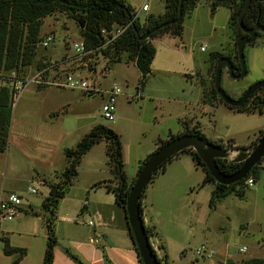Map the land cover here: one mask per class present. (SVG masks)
<instances>
[{"label":"rangeland","instance_id":"1","mask_svg":"<svg viewBox=\"0 0 264 264\" xmlns=\"http://www.w3.org/2000/svg\"><path fill=\"white\" fill-rule=\"evenodd\" d=\"M124 1L138 13L142 0ZM145 3L150 13L164 12L165 0ZM144 15L139 14L140 18ZM229 17L227 7H219L211 14L209 3L198 0L195 9L183 17L180 37L165 34L153 39L155 57L142 89L138 86L140 74L134 64L125 63V55L111 68L100 51L77 56L73 46L82 41L77 23L65 14L43 20L40 38L52 36L49 47L37 44L31 65L16 72H1L5 77L2 84L11 88L12 82L25 84L35 72L44 70L40 83H28L14 94L7 148L0 154L3 195H18L25 211L41 214L23 213L4 221L3 226L21 231L14 235L15 241L29 243L32 252L38 243L43 246L46 230L41 203L49 191L48 184L58 183L67 167L64 151L75 149L95 126L102 125L119 136L123 172L129 178L136 173L138 157L153 149L158 140L181 133L184 121L190 126L198 124L208 142L222 141L225 146L232 140L231 147H247L256 139L264 129V112L237 113L224 104L211 106L202 102L203 91L208 92L212 86V53H222L235 61ZM243 53L247 68L243 79H231L226 69L221 73V87L234 100L248 87L264 81V39L246 46ZM39 62L44 66L38 67ZM68 74L90 82L92 92L54 85L62 83ZM114 85L120 88L121 95L116 99L114 120L107 121L101 108ZM255 97L262 98V92ZM106 147L101 141L82 157L78 175L57 209V214L60 211L61 216L74 219L88 233H94L95 228L88 226L89 221L94 223L90 214L81 215L84 203L105 202L106 193L114 196L107 189L117 185ZM165 168L171 174L177 171L184 180L168 178L155 186L157 176L145 188L141 201L147 196L143 205L149 209L147 217L156 225L169 264H242L254 258L264 259V158L259 180L246 188L244 198L229 194L215 208L209 207L214 186L200 187L204 173L188 155H180ZM29 188L37 194L28 192ZM158 236L156 240L151 237V242L159 240ZM202 245L214 250L215 257H199L196 250ZM241 248L246 252L241 253Z\"/></svg>","mask_w":264,"mask_h":264},{"label":"trees","instance_id":"2","mask_svg":"<svg viewBox=\"0 0 264 264\" xmlns=\"http://www.w3.org/2000/svg\"><path fill=\"white\" fill-rule=\"evenodd\" d=\"M179 1L180 0H165L164 13L160 16H148L142 23L139 22V20L132 21L134 10L127 5L124 0H0V154L4 153L7 148L12 105L14 104L13 92L2 84L5 77L1 72H16L21 67L29 66L33 63L36 56L37 44L42 39L40 38L41 25L46 17L55 14H65L69 19H73L80 29V36L86 50L95 51L101 48L99 51L108 60V68L122 62V56L125 55V63L134 64L138 70L140 74L138 86L142 89L147 77L151 73V64L155 57V49L152 45L153 39L165 34L180 37L183 32V17L186 13L192 12L198 2V0H183L181 9L182 17L179 22L175 23L179 15ZM206 1L209 3L211 14H214L219 7H227L230 10L228 28L234 38L233 45L235 47L234 62L229 57L219 52H214L210 56V60L213 61L214 64L212 86L208 92L205 90L203 91L202 102L211 106H217L223 104L214 88L215 70L219 59L222 57L228 58L233 63L234 72L236 74L240 72L236 45L238 40L245 36V34L237 24V17L245 0H227L225 3L213 0ZM256 24L264 27V0H251L250 7L243 18V25L245 28L250 29ZM114 26H127V28L113 44L102 48L103 39L101 31L103 29L109 30ZM42 66H44L43 62H39L38 67ZM259 92H262V98L255 97ZM232 110L237 113L254 114L258 112L262 114L264 112V89L254 93L244 106L232 108ZM181 125L183 131L176 135L169 134L166 140H158L156 143L157 149L174 138L187 134L199 136L207 141L198 124L190 126L188 122L184 121L181 122ZM263 138L264 129L258 132L256 139L249 146H237L234 147V149L240 152H249ZM101 141L107 144L106 154L109 159L110 171L117 181L116 187L112 189L108 188L107 190L114 193L115 204L123 210L126 217V199L136 178L133 179L130 184L127 183L126 176L123 172L119 136L113 130L98 125L78 142L75 149H66L64 151V155L67 159V167L61 173L58 183L48 184V195L43 199L41 204V209L45 214L44 222L46 230V246L42 264H53L54 248L57 245L54 222L56 221L58 205L64 198L66 190L71 185V182L77 177V168L82 157ZM213 143L224 147L222 141ZM226 143L228 147L234 145L232 140ZM183 154L188 155L193 165L203 171L204 178L200 187H204L208 184L214 186L209 200L210 208H215V205L229 194H234L240 199L244 198L246 181L252 179L255 183L259 180L260 163L240 182L230 186L217 184L205 168L199 156L192 149H187L164 163L151 178V181L165 172L166 164ZM148 158L149 156L139 163L137 174ZM216 163L220 171L226 175L235 173L242 165L220 159H217ZM144 192L145 190L141 195V199L144 197ZM140 212L143 217L141 200ZM25 213L37 216V213L33 211H25ZM144 227L149 239L157 235L154 228L145 225ZM130 237L133 240L131 233ZM0 242L3 244V254L5 256L14 257L12 264H19L26 255V250L12 247L8 238H2ZM158 247L162 252V256H157L156 252L153 250L158 263L169 264L168 255L164 247L161 244ZM73 259L78 264H83L76 258ZM139 262L142 264L140 259ZM225 264L234 263L227 261ZM242 264H264V259L254 258Z\"/></svg>","mask_w":264,"mask_h":264},{"label":"crops","instance_id":"3","mask_svg":"<svg viewBox=\"0 0 264 264\" xmlns=\"http://www.w3.org/2000/svg\"><path fill=\"white\" fill-rule=\"evenodd\" d=\"M143 5H147L145 0H142L141 7ZM141 7L138 9V14L144 13L145 15L142 18L138 15L140 22H144L148 16H160L164 13L163 11L162 13L158 11L156 14L150 13V6H148L147 11L142 12L140 11ZM156 148L157 146L154 145L153 149L146 151L143 155L140 154L142 156L138 157L136 161V173H134V175L130 178L126 177L128 184H130L136 177L139 163L155 152ZM169 171V168L165 169V172L155 179V186L158 185L160 181L161 183L165 182L168 178L184 180V176L178 174L177 171H174L172 174ZM113 187L114 186H111V188ZM4 193V191L0 190V197L4 196ZM146 201L147 196H145V198L141 201L143 223L147 227L154 228L156 232L155 223H153L152 218L147 217L149 209L147 210L146 206H144ZM150 205L152 206L153 204ZM27 206L32 209L30 204ZM35 212L37 213V216L41 215L36 210ZM23 213H25L24 208H22L19 215H22ZM81 213V215L90 214V218L93 219L94 224L89 227L95 228L94 233L82 231L80 226L75 224L76 222L74 219L64 215L61 216L60 211L58 214L56 211L57 223L55 224V234L57 238V245L54 248L53 264H78L73 258H76L83 264H140L139 256L135 250V245L130 237V231L128 229L125 214L123 210L115 204L114 196L106 193L105 202L100 204L87 203L85 207L83 205ZM3 223L4 221L0 222V239L8 238L12 247L26 250V255L19 262V264H42L46 246V232L43 237V246L41 247L38 243L37 249L32 252L30 251L31 245L29 243L17 240L15 241L13 239L14 235L21 234V231L18 228L9 229L8 227L3 226ZM156 234V236L152 237L154 240H156L155 238H157L159 233ZM30 237L35 239L36 236L31 235ZM158 239L159 240L154 241L155 243H153L150 238L149 242L151 246L153 248H157V246L161 244L165 249V246L161 242L159 236ZM156 252L157 256H160V249H157ZM13 260L14 257L5 256L3 254V244L0 242V264H12Z\"/></svg>","mask_w":264,"mask_h":264},{"label":"water","instance_id":"4","mask_svg":"<svg viewBox=\"0 0 264 264\" xmlns=\"http://www.w3.org/2000/svg\"><path fill=\"white\" fill-rule=\"evenodd\" d=\"M225 3L227 0H213ZM251 0H245V3L238 14L237 24L245 36L241 37L236 45L237 59L240 66V72L235 74L233 63L226 57H222L217 62L214 88L221 99L222 103L229 108H239L245 105L248 99L257 91L264 89V81H260L250 86L243 95L234 100L229 97L221 87V73L226 69L227 74L233 80H241L247 74L246 63L244 59V48L256 42L257 39H264V27L256 24L252 28H245L243 18L250 7ZM183 0L179 1L178 19H181V9ZM94 76V74H93ZM192 149L201 159L207 171L213 177L217 184L230 186L245 179L249 172L257 166L264 158V138L260 140L256 146L249 152H240L232 160L233 163L242 164L240 169L231 175L222 173L216 163L217 159H228L226 150L212 142H208L196 135H181L166 143L164 146L153 152L142 165L136 176L126 199L125 211L127 224L133 237V243L138 252L139 259L142 264H159L157 257L153 252V248L149 242V238L145 232L143 217L140 212L141 195L151 178L157 173L159 168L177 154L184 150Z\"/></svg>","mask_w":264,"mask_h":264},{"label":"built area","instance_id":"5","mask_svg":"<svg viewBox=\"0 0 264 264\" xmlns=\"http://www.w3.org/2000/svg\"><path fill=\"white\" fill-rule=\"evenodd\" d=\"M148 6L143 5L140 9V11L145 12L147 11ZM139 13V12H138ZM134 12V16L132 21L139 20L138 15ZM127 26H114L109 30H102L101 31V36L103 39V47H106L108 45L113 44L120 36L121 34L126 30ZM53 42V37L52 36H46L42 38L39 42L38 45H40L42 48H47L49 45ZM74 53L77 56H84L90 52H95L99 51L101 48L96 49L95 51H87L83 41L79 44H74L73 46ZM204 49L201 48V51ZM44 70L35 72V74L26 80V83L22 81H16L11 83V88H9L13 92V97L14 94H16V91L21 92L22 89L28 84V83H33V84H38L41 81L42 75H43ZM62 83H54L55 86L57 87H63V88H68L70 90H75V89H81L86 92H92L90 91L92 85L90 82H85L82 79H77L73 77L72 74L66 75L63 79ZM121 95V90L117 86H112L108 92H107V102L102 106L101 108V115L102 117L107 120V121H113L114 120V114H115V103L117 97ZM226 152L228 153V159H226L227 162H232V160L237 156V154L240 153V151H237L234 149V147H228V145H225L223 147ZM254 182L252 179H249L246 181L245 185L246 188H251L253 186ZM28 192L31 194H37V191L29 188ZM22 203L23 200L20 196L15 195V194H6L4 196L0 197V222L1 221H12L17 215H19L22 211ZM84 206H86V202L84 203ZM94 223L92 221L88 222V226H92ZM96 242V241H95ZM152 247V246H151ZM153 248V247H152ZM159 250V247L157 246L153 248V250L156 252V250ZM161 251V250H160ZM241 253L246 252V248H241L240 249ZM196 253L198 254L199 257L203 258H213L215 257L216 253L214 250L209 249L206 246H200L196 250ZM157 255V253H156ZM201 255V256H200Z\"/></svg>","mask_w":264,"mask_h":264},{"label":"flooded vegetation","instance_id":"6","mask_svg":"<svg viewBox=\"0 0 264 264\" xmlns=\"http://www.w3.org/2000/svg\"><path fill=\"white\" fill-rule=\"evenodd\" d=\"M235 74H236V73H235ZM248 88H249V87H248ZM242 95H243V94H242ZM242 95H241V96H242Z\"/></svg>","mask_w":264,"mask_h":264}]
</instances>
